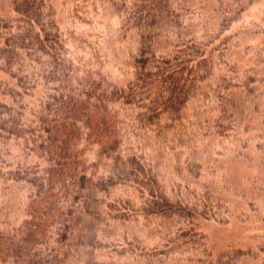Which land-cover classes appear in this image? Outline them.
<instances>
[{
	"label": "trees",
	"instance_id": "1",
	"mask_svg": "<svg viewBox=\"0 0 264 264\" xmlns=\"http://www.w3.org/2000/svg\"><path fill=\"white\" fill-rule=\"evenodd\" d=\"M259 1L106 0L136 45L119 85L72 61L50 0H14L0 24V180L22 196L0 206V264L253 255L215 257L197 227L222 208L203 148L264 114V41L238 58L232 31Z\"/></svg>",
	"mask_w": 264,
	"mask_h": 264
},
{
	"label": "rangeland",
	"instance_id": "2",
	"mask_svg": "<svg viewBox=\"0 0 264 264\" xmlns=\"http://www.w3.org/2000/svg\"><path fill=\"white\" fill-rule=\"evenodd\" d=\"M13 3L14 0H0V24L5 17L13 15ZM50 3L56 10L70 58L78 68L101 67L111 81L125 85L132 76L130 53L136 51V45L129 43L133 39L132 33L125 36L123 22L117 11L106 0H50ZM206 17L203 13L200 22ZM243 26L247 27L246 33L240 31ZM232 31L236 34L233 38L236 56L242 58L245 55L248 59L256 60V49L264 41V0L250 7ZM0 81L9 82V78L1 71ZM263 119L264 114L252 124L251 132L239 130L229 138L203 148L205 166L212 168L205 180L215 182L218 194L213 205L220 202L222 208L213 210L215 219L200 220L197 230L206 235L215 257L234 249L253 251V255L237 259L235 264H264ZM14 157H9L8 161H14ZM169 168L173 172L171 165ZM14 185L0 180V206L4 204L5 209L16 204L18 197L22 196L16 189L18 185ZM9 199L13 200L11 204ZM10 218L13 220V217ZM156 242L144 238L143 248L153 247ZM125 261L138 264L131 258ZM154 264L208 263L174 257L166 262L156 260Z\"/></svg>",
	"mask_w": 264,
	"mask_h": 264
}]
</instances>
